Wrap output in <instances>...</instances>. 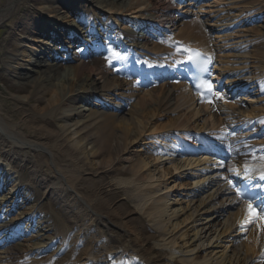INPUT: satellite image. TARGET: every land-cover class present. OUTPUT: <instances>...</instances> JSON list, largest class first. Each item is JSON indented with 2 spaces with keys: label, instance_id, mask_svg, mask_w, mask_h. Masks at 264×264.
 Masks as SVG:
<instances>
[{
  "label": "bare ground",
  "instance_id": "bare-ground-1",
  "mask_svg": "<svg viewBox=\"0 0 264 264\" xmlns=\"http://www.w3.org/2000/svg\"><path fill=\"white\" fill-rule=\"evenodd\" d=\"M84 1L111 12L112 21L106 26L114 25L113 19L125 11L136 12L143 19L157 20L160 26L176 27V36L216 54V59L219 56L212 43L224 38L231 56L223 59L222 65L233 71L232 81L238 85L241 79L259 81L263 92L254 100L264 99V23L256 28L248 26L247 20L264 10V0H235V8L228 10L215 7L211 19L205 20L207 29L195 17L185 20L189 11L177 13L160 0ZM29 4L28 11L38 9L31 21L40 28L18 17L20 7ZM64 5L62 0H0V24L10 18L13 29L23 28L16 47L7 50L0 61L12 79L30 86L28 91L23 86L17 93L10 92L14 107L20 111L17 119L0 90V160L4 159L0 161V190L4 189L0 191V212H12L8 219L0 216V264H264V226L259 218H251L248 204L235 200L224 179L212 170L189 174L190 168L206 163L204 159L155 163L165 158L144 145L156 139L160 140V150H174L175 140L169 137L175 130L178 137L191 135L189 128L206 133L202 129L210 125L209 131L222 121L211 119L209 111L216 114L219 106L210 109L208 102L197 106L195 95L178 80L140 89L135 84L138 78L125 75L123 68L98 70L89 60L94 53L87 57L78 52L62 55L52 41L44 44L48 50L28 49V44L41 41L46 31L54 37L63 35L53 22L46 26L42 17L69 21L70 11L61 13ZM40 7H47L43 12L48 14L41 13ZM149 11L153 14L148 15ZM162 16L165 18L160 19ZM116 28L120 36L131 37L126 43L115 40L128 52L153 50L162 55L169 51L166 40ZM213 31L226 34L211 35ZM61 55L66 59L64 67L59 64ZM249 55L256 57L255 67ZM114 94V102H109ZM82 96L101 98L90 102ZM206 108L210 122L207 117L200 121ZM255 110L264 111V103L249 109L251 113ZM261 118L257 115L250 120L255 129L264 125ZM140 141L135 150L145 151L137 156L132 151ZM29 156L33 169L25 176L18 165ZM126 163L122 171L130 176L118 177L115 184L132 190L133 207L113 197L114 186L103 177L108 169ZM33 173L41 189L68 212L67 218L55 209L35 217V210L43 212V203L32 183ZM6 177L10 183L7 179L4 182ZM175 191L181 197L173 204L169 196ZM209 211L214 215L203 220L202 214ZM143 215L147 220H142ZM25 219L37 234L32 243L18 239L9 226ZM223 238L222 249H209ZM55 242L62 247L56 249ZM39 250L49 254L43 261L34 258Z\"/></svg>",
  "mask_w": 264,
  "mask_h": 264
},
{
  "label": "rangeland",
  "instance_id": "rangeland-1",
  "mask_svg": "<svg viewBox=\"0 0 264 264\" xmlns=\"http://www.w3.org/2000/svg\"><path fill=\"white\" fill-rule=\"evenodd\" d=\"M84 5H86V4H84ZM98 5L102 9H99V8H93V9H97V14L98 15H100L102 17L106 16L107 15V12H108V9L106 7L101 6L100 4H98ZM31 6L32 5H30V4L29 5L21 6L20 7L21 8V12L18 14V17L20 16L21 19H23L24 21H26L25 22L26 24H29L30 26L33 27V21H31V19L35 17L34 13H37L38 9H36L37 11L36 10L34 11L35 8L33 9V11H30V10L28 11V9L31 8ZM45 8H47V7H44V8L40 7L41 10H43ZM41 13H42V11H41ZM123 13L124 14H129V17L130 18H134V15H136L135 12H126L125 11ZM258 23L261 24L262 22L259 21ZM66 25H67V22H65V25L64 26H66ZM256 25H257L256 22L253 23V27H255ZM21 28H22V26H20L19 29H16V28L13 29L11 27V20H10V18L7 19L2 24H0V44L3 45V48L0 49V60L5 58V52L7 50L12 51V49L16 47L17 43L20 40V33H23V31H22ZM5 37H8L7 38V42L4 40ZM27 47H28V49H33L32 47H34V48L36 47L38 49H41L40 47H38V44L37 43H36V45L30 43V44H28ZM214 48L217 51H219V47L218 46H215ZM219 54H220V56L223 55V53L220 52V51H219ZM251 59H254V58L251 57ZM219 60H222V59L220 58ZM63 62L64 61H61L62 66L64 67L66 64H63ZM93 64H95V66L97 67L98 70H102V68H107L109 66L108 62L105 61V60H102V59L95 60L93 62ZM23 84L24 83H19L18 81L12 79V76L9 74V70L6 69V67L0 61V90H2V91L5 92V95L4 96H5L6 100H7V103L10 106V109L12 110V115L16 119L19 118L20 111L14 107V104L12 103V100L10 98V96H11L10 92L17 93V91H19L21 88H23V86H25L26 89H27L26 91H28V87H30V86L29 85L26 86V85H23ZM84 98H87V97L84 96ZM32 100H33V102L35 101L34 98H31V101ZM237 101H238V99H236V98L235 99L234 98L233 99H229L228 102H227V104L231 106V109L236 110V111H239V104L237 103ZM195 104H197V106L200 105V103H198L197 99H196V103ZM83 105L84 106H86V105L87 106H90V104H86V105L83 104ZM26 107H28V106H26ZM207 110H208V108H206V110L203 111L202 116L200 117L201 118L200 121H202L205 117H207L208 121L210 122L209 113H208L209 111L207 112ZM210 112L212 114L211 115V119L214 120V118H217V117H219V118L222 119L221 123L215 125L214 128L211 129V131L213 132V131H215L217 129H220V128L225 130L226 127L224 128V125H225V123L227 121L226 114L220 113V114L217 115V114L214 113V111H211L210 110ZM208 128H210V125L207 126V129ZM204 130H206V129H204ZM142 142L143 141H140L139 143H135L137 146H134L133 147V151L132 152L134 154H136L137 156H138V154L144 153L143 152L144 150H142V151H136L135 150L136 147L138 148V146L140 144H142ZM157 145H158V143H156V144H150L149 150H152V152L157 153L156 152V146ZM17 151L21 152L20 150H17ZM29 155H30V153H29ZM101 157H103V155H100L99 156V160H100ZM99 160H97L96 162H99ZM161 161L162 160L157 161L155 163H159ZM163 162H166V160H164ZM19 163L20 164L18 166L21 168V171L23 172V174L25 176H28L29 173H30V171L33 169V161H32V158H30V156H29L27 158H24L23 161H20L19 160ZM98 164H100V162ZM127 166H128V163H126L124 165H120L118 167L116 166V167L111 168V169H108L107 168L108 171L103 174V177L105 178L106 181H110L113 184V186H114V189L112 191V196L113 197H117V199L121 200V202H125L126 205H128L129 207H133L134 206V203L130 200V195L132 193V190L131 189H128V187H125V186H121V185L120 186H116V184H115L116 179L118 177L130 176L129 174H131V173L124 174V171H122V169L123 168L124 169L127 168ZM153 168L154 167H152V169ZM186 172H188V171H186ZM36 177H37V175L35 173H33L31 175V178L33 180H35ZM33 180H32V183L36 187V189L39 191L40 200L43 203L44 210L46 212L47 211L48 212H51V211H53L52 207H54L56 209V211L61 216H63L64 218H67L68 212L65 209H62V207L60 206V204L54 198H52L51 196H48L46 194L45 190L41 189V187H40V184H41L40 181H37V179H36V181H33ZM167 181H168L169 184H172L173 183L172 179H169ZM180 193H183V191H181ZM177 194H178V191H175V192H173L170 195L171 197L169 196L170 202H172L173 204L175 203L174 200L177 199V197H178V199L181 197V196H177ZM210 213H212V211L203 213L202 214L203 220H208L210 217L212 218V216L214 215V213H212V214H210ZM142 220H147V218H146L145 215L142 216ZM70 228L73 229L72 226H70ZM36 236L37 235L35 233H33V232H30V233L27 232L26 234H24V236L22 237V239L25 242L32 243V241H34L36 239ZM184 237H187V235L184 236ZM181 238H180L179 241H181ZM222 240H223L222 243L221 242L220 243H214V244L212 243L213 245H212V247H209V249L210 250L211 249H215V248H216L215 250L222 249L223 246H224V244H225L226 238H223ZM180 243H182V242H180ZM53 245H54V247L56 249H60L62 247V244L60 242H55ZM47 256H48L47 251L41 250V251H38L37 253H35V258L37 260H39V261L46 259Z\"/></svg>",
  "mask_w": 264,
  "mask_h": 264
},
{
  "label": "snow or ice",
  "instance_id": "snow-or-ice-1",
  "mask_svg": "<svg viewBox=\"0 0 264 264\" xmlns=\"http://www.w3.org/2000/svg\"><path fill=\"white\" fill-rule=\"evenodd\" d=\"M200 86L201 85H197V87H200ZM206 87L208 88L209 91L212 90V85L210 83H206ZM262 179H264V177H262ZM251 198L256 199L257 195L253 194V196ZM259 199H260V204L258 205V207L260 208V212L264 213V196H261ZM248 208H249L250 213L256 214L255 209L252 207L251 204H249ZM260 218H264V217H260Z\"/></svg>",
  "mask_w": 264,
  "mask_h": 264
}]
</instances>
